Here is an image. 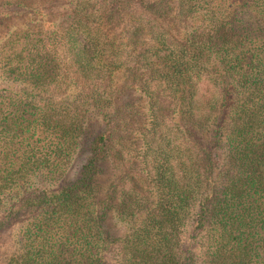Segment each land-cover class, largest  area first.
Returning <instances> with one entry per match:
<instances>
[{
	"label": "trees",
	"instance_id": "obj_1",
	"mask_svg": "<svg viewBox=\"0 0 264 264\" xmlns=\"http://www.w3.org/2000/svg\"><path fill=\"white\" fill-rule=\"evenodd\" d=\"M65 1L0 0V264H264V0Z\"/></svg>",
	"mask_w": 264,
	"mask_h": 264
},
{
	"label": "rangeland",
	"instance_id": "obj_2",
	"mask_svg": "<svg viewBox=\"0 0 264 264\" xmlns=\"http://www.w3.org/2000/svg\"><path fill=\"white\" fill-rule=\"evenodd\" d=\"M53 1H55L54 2V6L53 5H49V6L51 8H53L54 12H64L66 10V9H64V6L65 5L67 6V4H66L67 2L65 0H62V1L61 0L60 1L53 0ZM25 3L26 4H30L31 1H27ZM55 6H57V7H55ZM44 10L45 9H43L42 11L46 13V11H44ZM53 11L51 12V14H53ZM25 12H27V11H25ZM25 12H21V10H19L16 7H11L10 8V7H3V5H0V37H2V35L4 34L3 32H5L4 30H6L7 24H12V23L16 24V22H24V20H28L29 17H27ZM49 19L51 20L53 18L50 17ZM54 20H58V18L56 17ZM134 99H135L134 101H136L138 99L137 96ZM100 128H101V126L99 124L93 125V127H92L93 130H92L91 133H93V135H94L95 133H97V131L100 130ZM86 156H87V152H86L85 157ZM85 157H84L83 160H85ZM86 162H87V159L84 161V163H86ZM71 173H73V170H72ZM71 173H70L69 178L72 179L73 174H71ZM100 179L102 181H105V183L107 184V181L109 182L111 177H110V174L107 173V171H106L104 174H102L100 176ZM4 241H5V237L3 236L2 233H0V250L1 251H3V249H2L3 247L2 246H3Z\"/></svg>",
	"mask_w": 264,
	"mask_h": 264
}]
</instances>
